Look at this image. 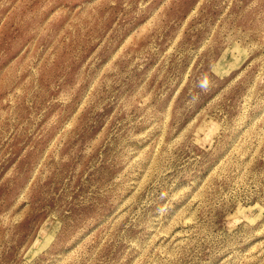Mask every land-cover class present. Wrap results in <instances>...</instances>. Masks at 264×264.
I'll use <instances>...</instances> for the list:
<instances>
[{
  "label": "rangeland",
  "instance_id": "374dc122",
  "mask_svg": "<svg viewBox=\"0 0 264 264\" xmlns=\"http://www.w3.org/2000/svg\"><path fill=\"white\" fill-rule=\"evenodd\" d=\"M0 264H264V0H0Z\"/></svg>",
  "mask_w": 264,
  "mask_h": 264
}]
</instances>
